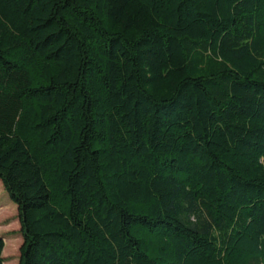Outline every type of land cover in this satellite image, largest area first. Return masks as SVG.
<instances>
[{
    "label": "trees",
    "instance_id": "16d2710c",
    "mask_svg": "<svg viewBox=\"0 0 264 264\" xmlns=\"http://www.w3.org/2000/svg\"><path fill=\"white\" fill-rule=\"evenodd\" d=\"M0 182L20 264H264V0H0Z\"/></svg>",
    "mask_w": 264,
    "mask_h": 264
},
{
    "label": "rangeland",
    "instance_id": "374dc122",
    "mask_svg": "<svg viewBox=\"0 0 264 264\" xmlns=\"http://www.w3.org/2000/svg\"><path fill=\"white\" fill-rule=\"evenodd\" d=\"M0 236L4 238L5 264H20L23 243L17 205L12 202L0 182Z\"/></svg>",
    "mask_w": 264,
    "mask_h": 264
}]
</instances>
